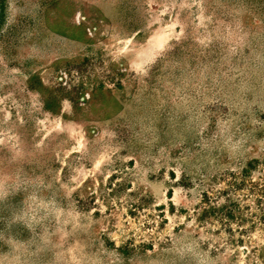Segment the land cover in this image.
I'll return each mask as SVG.
<instances>
[{"label": "rangeland", "instance_id": "1", "mask_svg": "<svg viewBox=\"0 0 264 264\" xmlns=\"http://www.w3.org/2000/svg\"><path fill=\"white\" fill-rule=\"evenodd\" d=\"M0 264H264V0H0Z\"/></svg>", "mask_w": 264, "mask_h": 264}, {"label": "bare ground", "instance_id": "2", "mask_svg": "<svg viewBox=\"0 0 264 264\" xmlns=\"http://www.w3.org/2000/svg\"><path fill=\"white\" fill-rule=\"evenodd\" d=\"M163 41V37H161V39H160V42H162ZM159 45H160V43H158Z\"/></svg>", "mask_w": 264, "mask_h": 264}]
</instances>
